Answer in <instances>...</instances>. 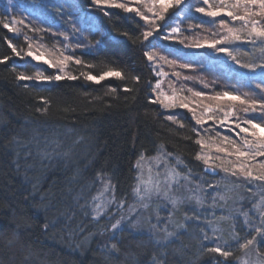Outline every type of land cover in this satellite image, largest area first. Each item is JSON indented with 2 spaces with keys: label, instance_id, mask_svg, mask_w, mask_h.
Returning a JSON list of instances; mask_svg holds the SVG:
<instances>
[{
  "label": "trees",
  "instance_id": "trees-1",
  "mask_svg": "<svg viewBox=\"0 0 264 264\" xmlns=\"http://www.w3.org/2000/svg\"><path fill=\"white\" fill-rule=\"evenodd\" d=\"M49 1L63 4L64 17L83 28V35L87 37L83 43L95 46L70 50L85 63L95 65L84 69L72 64L70 72L77 76L81 71L99 74L113 67L123 71L127 78L106 79L99 85L82 77L47 84L17 81V74L30 75L34 69L13 56L8 47V42H12L18 49H25L24 40L14 37L0 25V59L9 58L0 64V264H153L154 257L160 258L163 264H211V256L202 255L201 228L206 227L203 219L188 222L187 230L162 248L152 237L135 235L129 230L117 232L115 239H110L107 229L111 222L106 218L95 222L77 206L74 197L96 180L97 173L110 175L118 197L129 200L136 175L133 164L141 153L155 155L161 144L174 156L181 157L186 165L183 170L190 169L195 178L203 177L220 184L222 173H206L203 163L194 159L199 147L194 143L196 137L192 129L196 125L191 113L185 109L168 112L160 104L149 102L153 99L157 78L144 56L148 45L142 37L146 27L144 21L117 9L108 10L113 14L104 16L90 0ZM197 2L185 0V5ZM185 5H181L186 20L179 38L195 33H200L201 37L207 35V31L200 28L188 31L189 25L209 19L189 16L194 7L189 12ZM49 9L59 13L57 9ZM169 13L166 21H158L164 34L180 19L177 9H170ZM217 19L227 20V17ZM209 27L204 25L205 29ZM28 35L31 37L34 33ZM159 35L157 32L149 38L159 45V53L169 59L178 58V63L191 62L195 71L188 75L202 78L210 85L216 81L212 88L194 86L197 91L212 94L228 88L242 93L249 87L254 88L260 80L259 70L249 73L209 49L185 48L178 41L165 43L159 40ZM232 47L240 49L242 61L249 59L246 52H254L251 45ZM43 70L46 75L52 74V71ZM133 76L140 78L139 83L132 80ZM126 84L135 91L124 92ZM110 87L117 91L110 92ZM41 97L49 101L44 113L37 111L45 107L40 102ZM167 115L176 116L185 127L179 128L165 119ZM208 126L211 123L205 127ZM218 131L222 135H232L221 128ZM37 134L42 142L45 139L58 142V151L68 155L44 161L42 165L33 141ZM24 144L27 147H23ZM29 148L32 156L25 159L24 153ZM94 192L95 187L86 192L87 197ZM207 213L201 211L200 215L203 217ZM193 214L188 212L189 216ZM216 214L220 213L216 211ZM53 220L57 221L55 226L45 229L44 224ZM221 228L220 235L229 238L230 224H222ZM111 243H118V254L105 248ZM235 256H241L238 249Z\"/></svg>",
  "mask_w": 264,
  "mask_h": 264
},
{
  "label": "snow or ice",
  "instance_id": "snow-or-ice-1",
  "mask_svg": "<svg viewBox=\"0 0 264 264\" xmlns=\"http://www.w3.org/2000/svg\"><path fill=\"white\" fill-rule=\"evenodd\" d=\"M90 3L102 11L104 16L113 14L108 10L117 9L124 13H132L144 21L146 27L142 37L143 41H148L144 51L145 58L158 77L169 76V73L163 71L164 65H167L172 69L170 76L175 78L168 79L170 92L161 90V81L158 79L153 86L155 99L149 102L159 103L165 111L179 108L191 113V119L196 125L192 129L196 137L194 143L199 147L194 159L203 163L206 173L213 175L223 173L225 177L235 179L225 181L224 191L219 190L220 184L209 183L205 186L202 179L194 183L192 171L183 170L186 165L182 158L174 156L161 144L155 155L146 156L141 153L133 164L136 175L131 189V203L126 197H118L116 184L110 175L97 173L96 180L86 189L82 188L74 197L77 206L95 222H99L103 217L111 221L118 213L119 218L110 223L107 229L113 233L110 239H115L117 232L127 230L126 224L138 232L141 223H147L151 235L156 238V244L162 248L167 247L187 230L188 221L203 219L206 227L201 228L202 255H210L211 264H230V261H234V264H264V159H261L264 158V0H202V2L198 0L195 5H185V0H90ZM181 5H185L189 12L194 7L196 13L209 18L208 21L201 20L195 25H189L188 31L200 28L202 31H209L210 35L201 38L200 33H195L194 36H184L180 39L181 28L178 24L164 34L163 26L158 21H166L170 9H177L183 19L184 9H181ZM48 7L57 9L63 15V4L44 5L45 9ZM219 17H227V20H218ZM68 23L72 25L71 20ZM205 24L210 28L205 29ZM0 25L17 36L22 34L23 29L34 33L31 37L23 34L26 49H18L12 42H8L13 56L21 60L30 57L31 61L43 63L47 68L55 70L54 75H46L42 69H36L31 75L19 73L16 75L17 81L52 83L62 80L74 81L82 77L85 81L99 85L106 79L127 78L123 71L113 67L99 74L81 71L77 76L70 72L69 67L72 64L83 66L84 69L95 67L69 51L95 47L83 43L87 37L83 35L82 29L74 25L71 26V31L53 32L52 35H58L61 39L54 42L52 47L43 43V37L40 35L50 29L32 27L27 17L13 15L11 18H0ZM212 28L216 30H211ZM157 32L160 33L159 40L176 39L185 48H208L217 54L225 55L239 68L249 73H256L259 70L260 80L255 83L254 88L249 87L242 93L225 88L212 94H205L191 87L178 86L180 80H193L194 77L187 72L195 69L191 62L178 63V58L169 59L168 56L159 55V45L149 40ZM99 43L97 41V45ZM236 44L252 46L254 52L245 53L249 59L244 61L239 59L240 49L232 47ZM8 59V57L0 59V64L6 63ZM132 80L139 83L140 78L133 76ZM199 82L204 88H212L216 83L213 81L210 85L202 79ZM122 90L135 91L127 84ZM109 91L116 92L117 89L110 87ZM40 102L45 107L38 108L37 111L44 113L47 111L49 101L41 97ZM165 119L177 124L179 128L185 127V124L178 121L174 115H167ZM210 121L211 126L205 127ZM219 128H226L232 135H222L218 131ZM33 141L36 155L42 165L44 161L51 162L57 157L63 158L68 155L66 152L58 151V142H48L47 139L42 142L38 134L33 137ZM52 144L56 147H52ZM22 146L27 147V144ZM19 155L17 152V156ZM24 156L25 159L32 156V149L29 148ZM241 180L245 183L241 184L239 182ZM93 187L95 192L89 198L86 192L91 191ZM241 189L247 191L249 195L247 197L240 195ZM208 197L211 198V203H208ZM245 200L251 203L250 208L245 206ZM229 201H232L231 205ZM193 204L195 208L189 207V211L194 213L192 216L185 212L183 222L173 219L176 211ZM204 208H211L212 211L201 217L200 210ZM217 208L221 210L219 215L216 214ZM164 209L167 210L166 217L161 215ZM56 222V220L46 222L44 228L54 227ZM222 224H230L229 238L220 235L223 231ZM105 248L114 254L120 251L118 243L106 244ZM237 249L242 254L240 257L235 256ZM153 264H163V261L154 257Z\"/></svg>",
  "mask_w": 264,
  "mask_h": 264
},
{
  "label": "rangeland",
  "instance_id": "rangeland-1",
  "mask_svg": "<svg viewBox=\"0 0 264 264\" xmlns=\"http://www.w3.org/2000/svg\"><path fill=\"white\" fill-rule=\"evenodd\" d=\"M201 2H202V0H201ZM52 3L54 4V2H52ZM52 3L49 0H40L39 3L28 2L27 0H0V15H2L1 18H4V17L11 18V16H13V15L18 16V17H27L28 21L31 23L32 27L49 28L50 31L43 32L40 35H42V37H43V43L47 44L49 47H52L54 42L60 41V39H61L58 35H56V36L52 35L53 32L71 31V26L72 25L77 27V25H75L74 22H72L71 19H66L64 17V15H61L60 13H55L53 10L49 9V7L47 9L44 8V5H51ZM195 4H197V3H195ZM192 15H197L198 17H200L202 19H209L207 17H203L199 13H196L195 10L193 12H191V14L189 16H192ZM69 20H71L72 25H70L68 23ZM185 20H186L185 17L183 19H181V17H180L179 21L176 24H174L173 26H176L178 24L179 27L182 28V26L185 25ZM77 28L83 30V28H81V27H77ZM211 30H216V29L212 28ZM24 33H26L28 35V33H32V32H29L27 29H23L22 34L20 36H17L15 33H11V34L14 37L22 38L24 40V35H23ZM206 33H207V35H210L209 31H207ZM201 38H203V37H201ZM175 41H177V40L176 39L168 40V41H164L163 40V42H165V43H174ZM189 42H191V41H189ZM23 45H25V49H26L27 48V44L25 43V41L23 42ZM190 49H193V48H190ZM203 49H208V48H203ZM193 50H198V49H193ZM209 50H211V49H209ZM159 52L160 51L158 50V53ZM159 55H162V54L159 53ZM217 55H223V54H217ZM223 56L228 61V57H226L225 55H223ZM23 61L31 64L32 68L34 69L33 70L34 72H35L36 69H42V70L43 69H47L49 72L52 71L53 75L55 74V70L47 68V66L44 65L43 63H39L38 64V63H36L34 61H31L30 57H26L25 59H23ZM163 71L166 72V73H169V76L167 78L158 77L156 72H154V73H155V76H156L157 80L159 79L161 81V90L166 91V92H170L168 79L175 80V78L170 76V73H171L172 69H170L167 65H164ZM180 71H185V70H180ZM33 73H31V74H33ZM201 79L200 78L198 79V77H194V79L191 80V81L180 80L178 82V86L179 85H184L185 87H191V88H193L195 90L196 88H194V86L203 87V86H201L203 84L199 82ZM25 82L37 83L35 81H25ZM42 84H47V83H42ZM152 95H153V93H152ZM153 99H155L154 95H153ZM180 110H182V109L177 108V109H174V110H170L168 112H175V111H180ZM209 123H211V121ZM221 129L223 131H227L226 128H221ZM261 159H264V158H261ZM204 168H205V166H204ZM221 175L222 176H221V179H220L221 182H220V189L219 190L220 191H224V183H225V181L226 180L231 181V180H234L235 178H233V177H225L223 173ZM201 179L203 180L205 186H207V184H209V183L218 184L217 183L218 181L214 182V181H211L209 179L205 180L203 177H196V178L193 177V182L195 183L196 181H200ZM239 182L241 184L245 183L242 180L239 181ZM209 191H211V189H209ZM181 192H183V189H181ZM233 195H235V194H233ZM240 195H242L244 197H247L249 195V193L247 191H244L243 189H241L240 190ZM207 199H208V203H211V198L208 197ZM128 202L129 203L132 202V195L130 196V199L128 200ZM161 203H163V202H161ZM231 203H232V201H229V205H231ZM244 204H245V206L247 208L251 207V203L248 202L247 200L244 201ZM155 207H156V205L154 204L153 208H155ZM189 207L195 208V205L193 204L191 206H185L184 208H181L180 210L176 211L174 216H173V219L175 221H177V222H183L184 221L185 212H187V214H188V212H190V213L192 212V211H189ZM201 211H206V212L209 213V211H212V209L211 208H204V209L200 210V212ZM216 211L220 213L221 210L219 208H217ZM225 211H227V209ZM161 215L163 217H166L167 216V210L166 209L162 210L161 211ZM145 216H147V213H145ZM103 218H106L109 221V219L107 217H103ZM118 218H119V214L117 213V215L114 216L110 222L111 223L115 222V220L118 219ZM153 222H154V217H153ZM188 222H191V220L188 221ZM125 227H126L127 230H129L130 232H132L135 235H146V236L152 237L154 241L156 240V238H154L151 235V232H150V229H149V226H148L147 223H143L142 222L141 225H140V230L138 232L136 230L132 229L131 225H129V224H126ZM108 234H109V235H107L108 237L109 236L111 237L110 234L113 235V233L110 232V231L108 232Z\"/></svg>",
  "mask_w": 264,
  "mask_h": 264
}]
</instances>
